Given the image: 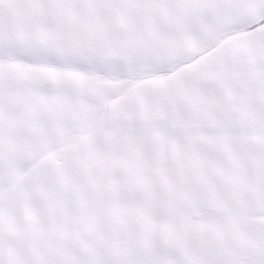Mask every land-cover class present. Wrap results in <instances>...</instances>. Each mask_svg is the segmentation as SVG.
<instances>
[{
    "label": "snow or ice",
    "instance_id": "obj_1",
    "mask_svg": "<svg viewBox=\"0 0 264 264\" xmlns=\"http://www.w3.org/2000/svg\"><path fill=\"white\" fill-rule=\"evenodd\" d=\"M0 264H264V0H0Z\"/></svg>",
    "mask_w": 264,
    "mask_h": 264
}]
</instances>
